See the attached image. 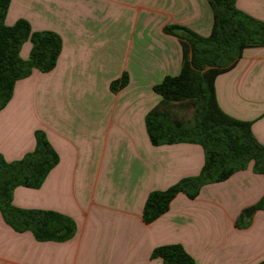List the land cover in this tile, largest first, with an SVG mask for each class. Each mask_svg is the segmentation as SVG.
Returning a JSON list of instances; mask_svg holds the SVG:
<instances>
[{"label":"crops","instance_id":"0c3cea01","mask_svg":"<svg viewBox=\"0 0 264 264\" xmlns=\"http://www.w3.org/2000/svg\"><path fill=\"white\" fill-rule=\"evenodd\" d=\"M236 8L264 23V0H235ZM212 0H11L5 24L25 20L34 32L61 39L54 69L33 70L16 82L0 111V155L8 162L34 150L44 132L58 157L38 189L17 187L12 204L53 211L73 220L65 242H38L17 233L0 213V264H164L158 247L180 245L196 264H258L264 260V177L251 166L208 184L189 199L178 193L163 215L145 223L148 195L197 176L200 146H153L145 119L162 112L172 120L184 102H168L153 88L178 75L182 49L166 28L215 36ZM27 41L20 56L27 59ZM125 74L123 88L110 85ZM219 108L251 123L264 146V47L243 51L214 81ZM175 121V120H174ZM254 208L250 217L245 211Z\"/></svg>","mask_w":264,"mask_h":264},{"label":"trees","instance_id":"16d2710c","mask_svg":"<svg viewBox=\"0 0 264 264\" xmlns=\"http://www.w3.org/2000/svg\"><path fill=\"white\" fill-rule=\"evenodd\" d=\"M218 10L215 36L202 37L186 28L180 29L182 62L178 75L166 76L153 90L168 102H190L194 107L192 120L178 123L166 113L153 112L146 116L145 127L153 146L190 143L200 146L204 163L200 173L181 180L165 191L148 195L142 219L151 223L165 212L178 193L189 199L208 184L228 180L236 172L251 166L252 172L264 176V146L251 131V123L225 114L218 106L214 81L230 71L245 49L264 47V23L239 11L235 0H212ZM11 0H0V111L10 101L17 81L33 70L47 73L54 69L61 52V39L53 32H34L25 20L12 26L5 24ZM29 41L27 59L20 57L22 46ZM127 76L110 85L111 90L123 88ZM35 147L20 160L8 162L0 155V213L4 222L15 232H30L38 242H65L76 232L72 219L53 211L19 209L12 204L17 187L38 189L58 157L42 131L35 132ZM255 209L264 210V196ZM152 257L164 264H196L180 246L156 248ZM258 264H264V260Z\"/></svg>","mask_w":264,"mask_h":264},{"label":"rangeland","instance_id":"374dc122","mask_svg":"<svg viewBox=\"0 0 264 264\" xmlns=\"http://www.w3.org/2000/svg\"><path fill=\"white\" fill-rule=\"evenodd\" d=\"M193 113H194V107L190 102L187 101L178 105L177 109L175 110V114L177 116L173 119L178 123H187L192 120Z\"/></svg>","mask_w":264,"mask_h":264},{"label":"water","instance_id":"95a60500","mask_svg":"<svg viewBox=\"0 0 264 264\" xmlns=\"http://www.w3.org/2000/svg\"><path fill=\"white\" fill-rule=\"evenodd\" d=\"M253 211H254V209L253 208H250V209H248L247 211H245V216L246 217H250L251 216V214L253 213Z\"/></svg>","mask_w":264,"mask_h":264}]
</instances>
